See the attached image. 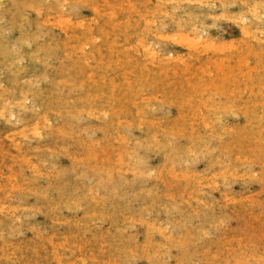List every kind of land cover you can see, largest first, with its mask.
Instances as JSON below:
<instances>
[{
    "label": "rangeland",
    "instance_id": "1",
    "mask_svg": "<svg viewBox=\"0 0 264 264\" xmlns=\"http://www.w3.org/2000/svg\"><path fill=\"white\" fill-rule=\"evenodd\" d=\"M27 1L0 0V264H264V0Z\"/></svg>",
    "mask_w": 264,
    "mask_h": 264
},
{
    "label": "bare ground",
    "instance_id": "2",
    "mask_svg": "<svg viewBox=\"0 0 264 264\" xmlns=\"http://www.w3.org/2000/svg\"><path fill=\"white\" fill-rule=\"evenodd\" d=\"M26 1H27V0H26ZM38 1H39V0H38ZM46 1H47V0H46ZM13 2H14V1H13ZM13 2H12V4H14ZM18 2H21V1H18ZM29 2H30V1H29ZM33 2L37 3L35 0H34ZM22 3H24V2H22ZM22 3H21V4H22ZM27 3H28V1H27ZM27 3H24V4H27ZM30 3H31V2H30ZM30 3H29V5H31ZM40 3H42V1H41ZM57 3H58V1H57ZM22 5H23V4H22ZM27 5H28V4H27ZM27 5H25V6L27 7ZM35 5H37V4H35ZM57 5H58V4H57ZM43 6H44V5H43ZM30 7H31V6H30ZM41 7H42V6H41ZM44 7L46 8L47 6H44ZM50 7H51V6H50ZM56 7H57V6H56ZM28 8H29V7H27V9H28ZM16 9H17V8H16ZM25 9H26V8H25ZM32 9H33V7H32ZM49 9H50V8H48V10H49ZM51 9H52V7H51ZM52 10H53V9H52ZM55 10H56V9H55ZM27 12H28V11H27ZM21 16H22V15H21ZM26 16H27V15H26ZM22 17H23V16H22ZM14 18H16V17H14ZM13 20H14V19H13ZM15 20H16V19H15ZM22 22H23V21H22ZM243 23H244V22H243ZM243 23H242V24H243ZM14 24H15V22H14ZM20 24H21V23H20ZM28 24H29V23H28ZM9 25L12 26L11 24H9ZM9 25H6V26L9 27ZM15 25H16V24H15ZM15 25H14V27H15ZM0 26H2V25H0ZM21 26H22V25H21ZM38 26H39V25L37 24V27H38ZM19 27H20V26H19ZM19 27H18V30L20 29ZM3 28L5 29V27H3ZM6 28H7V27H6ZM11 28H12V27H11ZM40 28H41V26H40ZM7 29H8V28H7ZM247 29H248V28H247ZM248 31H249V30H248ZM4 32H6V31H4ZM43 32H44V31H43ZM1 33H3V32L1 31ZM41 33H42V31H41L39 34H41ZM244 33H245V32H244ZM0 36H1V35H0ZM37 36H38V35H37ZM29 37H30V36H29ZM27 38H28V35H27ZM30 38H31V37H30ZM34 38L36 39L35 34H34ZM34 38H32V41H33ZM19 39H20V38H19ZM19 39H18V41H20V44H21V43L24 41V39H23L22 42H21L22 39H21V40H19ZM38 39H39V38H38ZM29 40H30V39H29ZM26 41H27V40H26ZM28 42H29V41H28ZM0 44H1V43H0ZM28 44H30V42H29ZM63 44H64V43H63ZM1 45H2V44H1ZM6 45H7V44H6ZM14 45H15V44H14ZM14 45H12V46H14ZM64 45H65V44H64ZM65 46H66V45H65ZM56 48H57V47H56ZM65 48H66V47H65ZM13 49H14V48H13ZM40 49L42 50L41 47H40ZM44 49H45V48H44ZM49 49H50V48H49ZM7 50H8V49H7ZM9 50H10V49H9ZM48 51H49V50H48ZM0 52H1V51H0ZM2 52H3V51H2ZM6 52H7V51H6ZM8 52H9V51H8ZM38 53H40V52H38ZM3 54H4V53H3ZM8 54H9V53H8ZM30 54H31V53H30ZM17 55H18V54H17ZM21 55H22V54H21ZM52 56H53V55H52ZM1 57H2V56H1ZM18 58H19V57H18ZM12 59H13V58H12ZM16 59H17V58H16ZM20 59H22V57L19 58V60H20ZM31 59H32V58H31ZM14 60H15V59H14ZM10 61H12V60H10ZM16 61H17V60H16ZM20 61H21V60H20ZM20 61H19V62H20ZM38 61H39V58H38ZM45 61H46V60H45ZM14 62H15V61H14ZM42 62H43V61H42ZM7 63H8V62H7ZM11 63H12V62H11ZM16 63H18V62H16ZM45 64H47V63H45ZM45 64H44V65H45ZM14 65H16V64H14ZM47 65H48V64H47ZM49 66H51V64H49ZM10 67H12V66H10ZM0 68H1V67H0ZM4 68H5V67H4ZM17 68H18V67H17ZM17 68H16V69H17ZM2 70H3V69H2ZM6 70H7V69H6ZM19 72H20V71H19ZM8 73H9V72H8ZM11 73H13V72L11 71ZM62 73H63V72H62ZM7 75H8V74H7ZM16 75H17V74H16ZM45 75L48 76L47 74H45ZM58 75H59V74H57V76H58ZM62 75H63V74H62ZM8 76H9V75H8ZM1 77H2V76H1ZM15 77H17V76H15ZM55 77H56V76H55ZM36 79H37V77H36ZM36 79H35V80H36ZM38 79H39V78H38ZM39 80H41V79H39ZM3 81H4V80H3ZM16 81H17V80H16ZM30 81H31V80H30ZM33 82H34V81H33ZM1 83H2V82H1ZM14 83H15V82H14ZM19 83H20V82H19ZM31 83H32V82H31ZM34 83H35V82H34ZM34 83H33V84H34ZM25 84H26V83H25ZM28 84H29V83H28ZM11 86H12V85H11ZM73 86H74V85H73ZM0 87H2V86H0ZM32 87H33V86H32ZM28 88H29V87H28ZM69 88H70V87H69ZM72 88H73V87H72ZM72 88H71V89H72ZM8 90H9V89H8ZM13 90H14V88H13ZM32 90H33V89H32ZM10 91H11V90H10ZM26 91H28V89L25 90V92H26ZM35 91H37V90H35ZM6 92H7V91H6ZM6 92H5V93H6ZM14 92H16V91H14ZM17 92H18V91H17ZM21 92H23V91H21ZM28 92H29V91H28ZM58 92H59V91H58ZM58 92H57V93H58ZM0 93H1V91H0ZM3 93H4V92H3ZM3 93H1V94H3ZM5 93H4V94H5ZM26 93H27V92H26ZM31 93H32V92H31ZM51 93H53V92H51ZM51 93H50V95H51ZM18 94L21 95V93H18ZM47 95H48V94H47ZM22 96L24 97V95H22ZM1 97H2V96H1ZM46 97H47V96H46ZM55 98H56V97H55ZM20 99H21V98H20ZM20 99H18V101H19ZM22 99H23V98H22ZM8 100H9V99H8ZM58 100H59V98H58ZM14 101H17V100L14 99ZM14 101H13V102H14ZM20 101H21V100H20ZM20 101H19V102H20ZM4 102H5V101H4ZM9 102H10V101H9ZM11 102H12V101H11ZM21 104H22V103H21ZM9 105H11V103H10ZM12 105H14V103H13ZM17 105H18V104H17ZM5 108H6V107H5ZM0 109H1V108H0ZM59 109H63V108H59ZM78 109H79V108H78ZM78 109H77V110H78ZM2 110H5V109L2 108ZM75 110H76V108H75ZM52 111H53V110H52ZM58 111H59V110H58ZM56 112H57V110H56ZM79 112H80V111H79ZM47 113H48V112H47ZM1 114H2V113H1ZM12 116H13V115H12ZM47 116H48V115H47ZM41 117H42V116H41ZM38 118H39V117H38ZM38 118H37V119H38ZM46 119H47V118H46ZM46 119H45V120H46ZM42 120H43V119H42ZM45 123H47V122H45ZM33 125H34V124H33ZM44 126H45V125H44ZM49 126H50V125H49ZM22 127H23V126H22ZM19 129H20V128H19ZM19 129H18V131H19ZM35 129H36V128H35ZM35 129H33V130H35ZM30 130H31V129H30ZM37 130H39L38 127H37ZM19 134H20V133H19ZM19 134H18V135H19ZM119 154H120V153H119ZM120 155H121V154H120ZM101 157H102V156H101ZM115 157H116V156H115ZM119 158H120V157H119ZM25 163H26V162H25ZM112 164H113V163H112ZM32 166H35V167H36V165H32ZM110 168H111V167H110ZM33 170H34V169H33ZM36 170H37V169H36ZM109 170H110V169H109ZM2 209H4V208H2Z\"/></svg>",
    "mask_w": 264,
    "mask_h": 264
}]
</instances>
